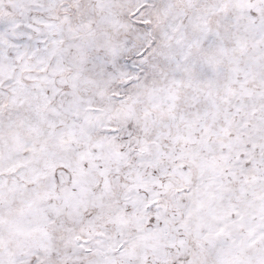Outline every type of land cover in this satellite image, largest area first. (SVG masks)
I'll return each instance as SVG.
<instances>
[{
  "label": "snow or ice",
  "instance_id": "obj_1",
  "mask_svg": "<svg viewBox=\"0 0 264 264\" xmlns=\"http://www.w3.org/2000/svg\"><path fill=\"white\" fill-rule=\"evenodd\" d=\"M0 264H264V0H0Z\"/></svg>",
  "mask_w": 264,
  "mask_h": 264
}]
</instances>
